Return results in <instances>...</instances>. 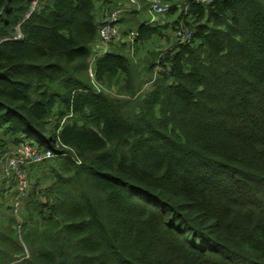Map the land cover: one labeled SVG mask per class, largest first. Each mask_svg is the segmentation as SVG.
<instances>
[{
	"label": "trees",
	"instance_id": "16d2710c",
	"mask_svg": "<svg viewBox=\"0 0 264 264\" xmlns=\"http://www.w3.org/2000/svg\"><path fill=\"white\" fill-rule=\"evenodd\" d=\"M119 1L0 0V150L57 156L0 202V264H264V0H163L193 39L146 92L127 43L88 71Z\"/></svg>",
	"mask_w": 264,
	"mask_h": 264
},
{
	"label": "built area",
	"instance_id": "2783aa9c",
	"mask_svg": "<svg viewBox=\"0 0 264 264\" xmlns=\"http://www.w3.org/2000/svg\"><path fill=\"white\" fill-rule=\"evenodd\" d=\"M204 4H210L212 0H197ZM146 2L149 11V23L156 22L158 17H165L170 9V5L163 2V0H120L115 8H108L100 20L98 41L94 45L93 56L90 60L89 74L93 84L97 87L95 76V62L96 60L108 53L116 41L120 43H127L133 45L137 39V31H132L126 38L121 40L119 29V20L122 14L135 12L138 13L142 9V3ZM37 2H34L32 10L35 9ZM177 7H180L178 4ZM180 25V26H179ZM175 30V37L178 44H190L193 39V31L186 26L185 22H180ZM16 38V37H15ZM116 42V43H114ZM113 43V44H112ZM156 71L162 72L163 68L159 65V60L156 64ZM57 157L53 152H39L36 147L23 142L16 148L7 149L5 152L0 153V169L3 170L4 178L7 182L15 180L17 187L13 189V204L11 206L14 214L20 213L23 202L28 196L29 181L27 177V165H36L42 162L51 160Z\"/></svg>",
	"mask_w": 264,
	"mask_h": 264
},
{
	"label": "rangeland",
	"instance_id": "374dc122",
	"mask_svg": "<svg viewBox=\"0 0 264 264\" xmlns=\"http://www.w3.org/2000/svg\"><path fill=\"white\" fill-rule=\"evenodd\" d=\"M184 1H180L179 3L180 7H178V10L176 11L177 14L174 13L176 15L169 16V14L167 13L165 17L157 16L159 18V22H165V25L160 26L162 35H153L152 38H150L149 40H144L142 42L135 41L133 45L128 44L127 49L126 50L124 49L125 51L124 54L130 59L132 65L135 64L137 66L136 68L137 80H136V83L134 84L136 90L139 88H142V92H146L151 89L152 82L150 81L160 76L159 75L160 73L156 71V68H154L153 64H156L158 62L159 57L161 55L163 56L167 51L173 49L178 44V42L176 41V37H175L176 29H175L174 22L177 20L179 23L183 22L182 20L178 19V17L183 10ZM209 1L210 0H208V3ZM110 8H113V7L111 6ZM148 13L149 11L147 7V3L144 2L142 3V9L140 12L135 13L133 11L130 13H126L124 16L121 15L119 23H118L120 34H121L120 39L124 40L126 38L124 36V33L130 28L132 29V31H137V27L140 24L145 23L149 19L150 13L149 14ZM147 16H148V19H147ZM188 20L192 21V19L190 18H188ZM178 24H176V26ZM116 42H114L116 43L113 45L114 47L120 44V41H116ZM97 86L100 88H104L101 85H97ZM115 90H117V88L115 89L109 88L108 92H110L112 95L117 96L118 93ZM12 148H16V147L15 146L8 147V149H12ZM0 153H2L1 150H0ZM53 159H56V157ZM51 164H54V162H51ZM45 165H48V163L45 164V162L44 163L42 162L36 165L24 166V168L31 167L30 169L29 168L26 169L28 181L30 184L28 196L31 193L33 186L37 182L40 181L41 176L43 175V173H40V172H42L41 170L44 169ZM16 187L17 185H16L15 180H11L10 182H7L4 178L3 170L0 169V202L5 199L6 202L9 204V206H12L13 201H14L13 189H15ZM6 202L5 201L3 202V207L8 208L6 210V214L17 218L18 221L21 222L22 221V209L20 213L14 214L13 211L10 210ZM3 218L4 216L2 215V213H0L1 222L4 221ZM26 252H27L26 257H29L28 250H26Z\"/></svg>",
	"mask_w": 264,
	"mask_h": 264
},
{
	"label": "crops",
	"instance_id": "0c3cea01",
	"mask_svg": "<svg viewBox=\"0 0 264 264\" xmlns=\"http://www.w3.org/2000/svg\"><path fill=\"white\" fill-rule=\"evenodd\" d=\"M126 13H124V14H122L123 16L125 15ZM147 19H148V16H147ZM149 19H150V17H149ZM149 19L146 21V22H148L149 23ZM152 26H156V25H158V27H160V26H163V25H165V22H159V18L157 19V23L156 22H153V23H150ZM161 37V36H160ZM160 37H158V38H160ZM126 40V39H125ZM113 48H115V47H113L112 46V49L111 50H114Z\"/></svg>",
	"mask_w": 264,
	"mask_h": 264
},
{
	"label": "clouds",
	"instance_id": "9594fccd",
	"mask_svg": "<svg viewBox=\"0 0 264 264\" xmlns=\"http://www.w3.org/2000/svg\"><path fill=\"white\" fill-rule=\"evenodd\" d=\"M150 24V23H149Z\"/></svg>",
	"mask_w": 264,
	"mask_h": 264
}]
</instances>
